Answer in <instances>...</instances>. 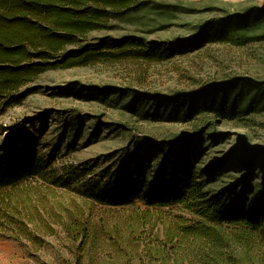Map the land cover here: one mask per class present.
<instances>
[{"label": "rangeland", "instance_id": "rangeland-1", "mask_svg": "<svg viewBox=\"0 0 264 264\" xmlns=\"http://www.w3.org/2000/svg\"><path fill=\"white\" fill-rule=\"evenodd\" d=\"M263 7L142 0L67 48L60 59L73 51L99 57L71 68L53 63L0 117V166L26 159L41 168L17 197L51 213L57 229L66 208H92L97 221L110 215L91 193L147 211L159 196L187 195L192 182L232 220L252 213L264 202V21H232ZM240 77L260 85L242 88ZM160 210L164 220L189 216L180 206ZM78 245L63 232L38 249L0 233V264H76L70 249Z\"/></svg>", "mask_w": 264, "mask_h": 264}, {"label": "trees", "instance_id": "trees-1", "mask_svg": "<svg viewBox=\"0 0 264 264\" xmlns=\"http://www.w3.org/2000/svg\"><path fill=\"white\" fill-rule=\"evenodd\" d=\"M142 0H0V117L21 103L17 93L44 72L94 62L98 53L80 56L76 47L90 33L106 29L113 14L132 9ZM264 21V7L239 14L232 25ZM225 25H220L223 31ZM217 30V33L220 32ZM235 84H258L240 77ZM227 86V85H223ZM210 91V90H208ZM34 160L17 159L0 166V233L42 245L44 237L63 232L77 251L76 264H264V202L238 221L209 199L197 183L188 194L159 196L149 210L127 211L115 197L91 193L93 202L110 207L97 221L92 208L74 206L60 213V225L51 213L30 206V197H17L27 180L41 174ZM22 184V185H21ZM21 185V186H19ZM31 190L37 187H31ZM180 206L189 216L164 220L160 209ZM152 210V211H150ZM229 215V216H228ZM49 217V221L44 218ZM76 249V251L74 250Z\"/></svg>", "mask_w": 264, "mask_h": 264}]
</instances>
